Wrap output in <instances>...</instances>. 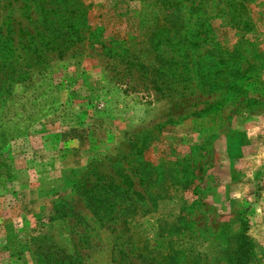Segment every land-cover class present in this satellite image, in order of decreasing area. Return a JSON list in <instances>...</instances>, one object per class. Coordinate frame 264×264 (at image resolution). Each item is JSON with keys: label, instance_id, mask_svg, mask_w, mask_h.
Returning <instances> with one entry per match:
<instances>
[{"label": "rangeland", "instance_id": "rangeland-1", "mask_svg": "<svg viewBox=\"0 0 264 264\" xmlns=\"http://www.w3.org/2000/svg\"><path fill=\"white\" fill-rule=\"evenodd\" d=\"M241 235L264 264V0H0V264H230Z\"/></svg>", "mask_w": 264, "mask_h": 264}, {"label": "trees", "instance_id": "trees-1", "mask_svg": "<svg viewBox=\"0 0 264 264\" xmlns=\"http://www.w3.org/2000/svg\"><path fill=\"white\" fill-rule=\"evenodd\" d=\"M110 180H111V182L113 181V179H110ZM111 198L101 195L100 200H101V202L105 203V205L99 203L98 205L95 206L94 212L100 216L105 217V212L107 210L106 208L108 207V206H106L107 200H111ZM239 241H241V242H239V244H237L235 251H234V254H233V257L230 260V264H243L244 260L246 259L248 241L242 235L239 237ZM167 264H174V263L167 262Z\"/></svg>", "mask_w": 264, "mask_h": 264}]
</instances>
